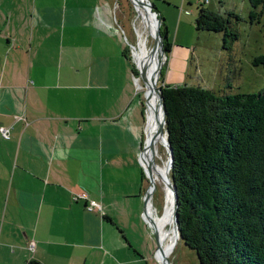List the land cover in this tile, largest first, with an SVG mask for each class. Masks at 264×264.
<instances>
[{
	"label": "crops",
	"instance_id": "0c3cea01",
	"mask_svg": "<svg viewBox=\"0 0 264 264\" xmlns=\"http://www.w3.org/2000/svg\"><path fill=\"white\" fill-rule=\"evenodd\" d=\"M114 27L101 0H0V264H142L146 107Z\"/></svg>",
	"mask_w": 264,
	"mask_h": 264
},
{
	"label": "trees",
	"instance_id": "16d2710c",
	"mask_svg": "<svg viewBox=\"0 0 264 264\" xmlns=\"http://www.w3.org/2000/svg\"><path fill=\"white\" fill-rule=\"evenodd\" d=\"M250 3L258 10L264 0ZM231 17L200 5L197 30L223 33L226 45L238 40ZM171 46L164 40L166 55ZM253 65L264 68V54ZM159 87L173 150L179 241L201 264H264V90L220 96L188 85Z\"/></svg>",
	"mask_w": 264,
	"mask_h": 264
},
{
	"label": "rangeland",
	"instance_id": "374dc122",
	"mask_svg": "<svg viewBox=\"0 0 264 264\" xmlns=\"http://www.w3.org/2000/svg\"><path fill=\"white\" fill-rule=\"evenodd\" d=\"M150 1L154 4L156 10L154 11L162 20L161 32L164 40L168 39L172 45L170 53L163 55V47L159 56V58L162 57V71L160 70L161 77L157 87L188 85L211 90L220 96L259 93L264 90V68L253 65L254 58L264 54V5L258 10H254L250 0ZM105 4L106 7H110L112 12V21L116 31L110 37L114 42L117 58L126 51L127 66L132 69L133 73L141 75L139 47L140 34H143L147 27L145 21L139 16L137 7L131 0H101V6L103 7ZM200 5L226 17L232 14L230 30L238 35V40L233 41L228 38L225 45L223 33L198 31L196 18ZM252 11L257 13L255 19L251 18ZM155 45L156 42L152 35L149 38L148 46L154 48ZM138 78L141 79L140 76ZM133 82L135 84L134 80ZM135 87L138 100L143 104V107H146V91L139 89L136 84ZM145 116L148 118V111H145ZM160 147V153L164 160L162 164H168V148L164 145ZM144 159L145 167L153 173L156 186L152 199L154 209L151 210L150 207L149 210L154 214L155 224L150 217L148 220H150L153 229L145 222L143 216L142 220L146 225L137 221L135 227L134 220L136 218L128 220L130 224H128L129 229L127 230V247L132 256L142 260V264H163L160 253L158 260L155 255L158 243L153 230L158 232L159 220L167 205L168 189H166L163 179L158 178L155 169L149 162L147 153L144 154ZM172 238L174 237L172 236ZM179 240L178 235L176 240L174 239L175 243L171 242V239L167 243V245L174 243L173 249L168 254L171 264H201L197 252Z\"/></svg>",
	"mask_w": 264,
	"mask_h": 264
},
{
	"label": "bare ground",
	"instance_id": "6f19581e",
	"mask_svg": "<svg viewBox=\"0 0 264 264\" xmlns=\"http://www.w3.org/2000/svg\"><path fill=\"white\" fill-rule=\"evenodd\" d=\"M137 10L139 16L145 21L147 27L143 34H140V55H139V70L143 77L137 81L138 88L144 90L150 94V102L148 107V135L151 138V143L149 145V139L147 143V156L152 167L158 175V178H162L164 184L166 185L167 192V205L165 208V214L160 218V225L158 228V237L160 242V250L157 252V260L159 258V253L163 258V264L165 260H168V254L174 247V239L176 240L178 232L175 228V195L174 190L171 187V181L169 178V163L163 165V156L160 153V146H167L168 136L165 130V120L163 108L160 100V95L157 92L158 89V74L161 70V60L159 58L163 47L157 39V27H158V16L151 11L150 8H145L140 4H137ZM154 37L156 45L154 48H149L148 42L150 37ZM164 52V50H163ZM162 52V53H163ZM165 60V59H164ZM162 71V70H161ZM145 80L146 82H144ZM155 82L156 85H155ZM145 92V93H146ZM162 128V135L154 142L152 139L157 133L159 128ZM165 132V137H164ZM168 227L171 229H168ZM172 236L174 238H172ZM174 243H167L170 241ZM164 242V243H163ZM164 244V245H163ZM167 245V246H166Z\"/></svg>",
	"mask_w": 264,
	"mask_h": 264
},
{
	"label": "water",
	"instance_id": "95a60500",
	"mask_svg": "<svg viewBox=\"0 0 264 264\" xmlns=\"http://www.w3.org/2000/svg\"><path fill=\"white\" fill-rule=\"evenodd\" d=\"M134 5L137 7V4H140L142 5L143 7L145 8H150L151 11H153V13H155L157 16L158 14L154 11V5L153 3L150 1V0H131ZM161 25H162V20L159 18L158 16V27H157V39L159 41V43L162 45V47L164 46V37L162 35V32H161ZM165 52H163V55H164ZM140 75V73H139ZM158 78L157 80L159 81L160 77H161V72H159L158 74ZM140 77L142 78L143 75L141 74ZM139 78H136L135 77V80H138ZM144 82H146L145 80H143ZM157 82H155V85H156ZM157 92L159 93L160 95V100H161V104H162V108H163V113H164V120H165V125H166V106L164 104V101H163V96H162V89L160 87H158L157 89ZM145 96H146V111H148V105H149V102H150V94L148 92L145 93ZM148 124V118H147V121H146V125ZM163 133V130L162 128L160 127L157 131V133L154 135V138L152 139L154 142L162 135ZM148 143V139L146 141V145ZM151 143V138L149 139V145ZM145 145L144 147V150H143V153H142V159H143V156L144 154L146 153V150H147V146ZM167 146H168V154H169V178H170V171L173 167V150L171 148V145L169 143V141H167ZM145 172H146V176H147V179L149 181V187L147 189V192H146V195H145V210H144V213H143V216H144V219L145 221L148 223V225L151 227V224L147 221V218L146 216H148V205L151 204V207L154 209L153 207V203H152V199H153V194L156 190V186H155V183H154V178H153V173L151 171H149L147 168H145ZM170 181H171V187L173 188L174 190V195H175V228L178 232V235L180 237V229H179V219H178V208H179V202H178V193H177V188L175 187L174 183L172 182L171 178H170ZM165 212V211H164ZM165 213L162 214V217L164 216ZM152 228V227H151ZM153 229V228H152ZM153 233L155 235V238L157 240V243H158V249L156 251V254L157 255V252L160 250V242H159V237H158V234L153 230ZM165 264H171V261L170 260H165L164 261Z\"/></svg>",
	"mask_w": 264,
	"mask_h": 264
},
{
	"label": "built area",
	"instance_id": "2783aa9c",
	"mask_svg": "<svg viewBox=\"0 0 264 264\" xmlns=\"http://www.w3.org/2000/svg\"><path fill=\"white\" fill-rule=\"evenodd\" d=\"M0 134H1L3 139L10 140L12 138V129L10 127H1L0 128ZM87 198H88L87 194H80V195L75 196V200L87 199ZM87 209L89 211H94L96 209L102 210V207L99 205V203H97L95 201H90L89 205L87 206ZM28 248H29V250L34 252L35 248H36V242L35 241L29 242Z\"/></svg>",
	"mask_w": 264,
	"mask_h": 264
}]
</instances>
